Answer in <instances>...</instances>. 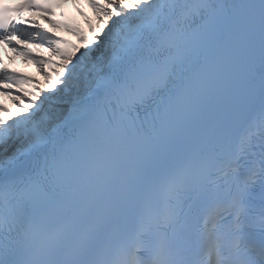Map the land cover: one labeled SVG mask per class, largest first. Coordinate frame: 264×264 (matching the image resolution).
<instances>
[{
    "label": "snow or ice",
    "instance_id": "1",
    "mask_svg": "<svg viewBox=\"0 0 264 264\" xmlns=\"http://www.w3.org/2000/svg\"><path fill=\"white\" fill-rule=\"evenodd\" d=\"M87 3L71 51L0 4L59 57L0 105V264H264V0Z\"/></svg>",
    "mask_w": 264,
    "mask_h": 264
},
{
    "label": "bare ground",
    "instance_id": "2",
    "mask_svg": "<svg viewBox=\"0 0 264 264\" xmlns=\"http://www.w3.org/2000/svg\"><path fill=\"white\" fill-rule=\"evenodd\" d=\"M80 5H83L86 9V13L79 14L78 12H72V18L69 24H49L45 19L39 20L34 23H29L32 29H35L39 25L44 31H46L50 36L56 37L60 43L58 46L62 49L71 51L73 45H80L81 41L79 40L76 29H81L83 23L88 24L91 28L95 29L98 25V20L96 19L92 8L87 3V0H77ZM85 18V22H84ZM70 28V29H69ZM90 34V33H88ZM19 48L21 46L17 45ZM6 60L9 61L14 67L20 68L25 71L31 79L29 82H20L19 84H13L10 86L12 92L0 91V101L4 108L8 109L12 114H19V108L17 102H15L12 97L20 94V96H27L31 98L32 92L34 91V85L39 84L44 86L45 75L39 70V67L36 61L32 57H42L43 58V68L44 71L48 73L49 76H55L53 71L55 65L49 63L51 58L59 60V57L56 56L47 43H41L39 40H33L25 42L24 48L28 50L32 55L25 56L23 52L18 51L16 48H13L12 45H5ZM21 103H27L26 100H21ZM0 116L9 118V112H0Z\"/></svg>",
    "mask_w": 264,
    "mask_h": 264
}]
</instances>
